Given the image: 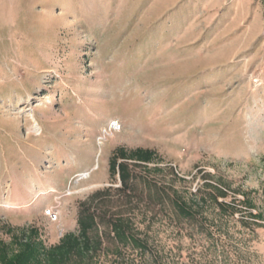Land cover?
Segmentation results:
<instances>
[{
	"label": "rangeland",
	"instance_id": "rangeland-1",
	"mask_svg": "<svg viewBox=\"0 0 264 264\" xmlns=\"http://www.w3.org/2000/svg\"><path fill=\"white\" fill-rule=\"evenodd\" d=\"M81 213L102 242L60 250ZM27 244L23 264H264V0H0V264Z\"/></svg>",
	"mask_w": 264,
	"mask_h": 264
},
{
	"label": "trees",
	"instance_id": "trees-1",
	"mask_svg": "<svg viewBox=\"0 0 264 264\" xmlns=\"http://www.w3.org/2000/svg\"><path fill=\"white\" fill-rule=\"evenodd\" d=\"M119 167L120 171V176L122 179V182H125L128 176L127 169L128 167L124 163H119L117 164ZM113 169H116V164L113 163L112 165ZM96 218L94 215L91 213L87 215L86 213H81L79 216V224L81 231L78 235L74 234H68L66 237L63 239L62 244L58 247L60 250H65L67 252L69 251H76L80 254L86 255V252L89 251V249L93 250L95 243H101L102 242V236L97 235L96 238L91 237L89 234V229L96 228L98 225L95 222ZM107 236L112 239L114 242L117 240H125V241H131L134 244H138L140 240L131 232H129L123 223L120 221L113 222L111 224V230L109 229V233H107ZM28 248L22 252L21 254L18 255V259L12 258L8 260L7 264H23L21 260L24 261V263L29 262L31 258H34L35 253H37V247L32 246L31 244H27ZM56 248V247H55ZM57 249V248H56ZM54 254V253H53ZM51 253V257L53 256ZM63 256V255H62ZM61 258H65L62 257ZM56 257V255H54ZM53 262V261H52Z\"/></svg>",
	"mask_w": 264,
	"mask_h": 264
},
{
	"label": "built area",
	"instance_id": "built-area-1",
	"mask_svg": "<svg viewBox=\"0 0 264 264\" xmlns=\"http://www.w3.org/2000/svg\"><path fill=\"white\" fill-rule=\"evenodd\" d=\"M122 130H123V122L120 119L118 118L110 119L107 125L104 127L102 133L100 134L99 140L100 142H103L110 134H113L115 132H120ZM88 174L90 173L87 172V175ZM46 212L50 217H55V218L57 217V213L52 208L47 209Z\"/></svg>",
	"mask_w": 264,
	"mask_h": 264
},
{
	"label": "bare ground",
	"instance_id": "bare-ground-1",
	"mask_svg": "<svg viewBox=\"0 0 264 264\" xmlns=\"http://www.w3.org/2000/svg\"><path fill=\"white\" fill-rule=\"evenodd\" d=\"M33 118L36 120V118L33 116ZM35 129L38 130L37 125L35 126ZM81 178L87 176V174L79 173L78 174Z\"/></svg>",
	"mask_w": 264,
	"mask_h": 264
}]
</instances>
